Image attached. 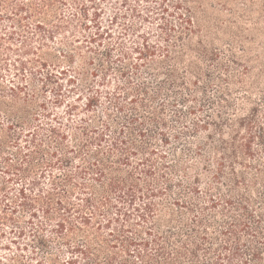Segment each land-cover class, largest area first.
I'll return each mask as SVG.
<instances>
[{"label": "trees", "instance_id": "16d2710c", "mask_svg": "<svg viewBox=\"0 0 264 264\" xmlns=\"http://www.w3.org/2000/svg\"><path fill=\"white\" fill-rule=\"evenodd\" d=\"M209 3L0 0V264H264V17Z\"/></svg>", "mask_w": 264, "mask_h": 264}, {"label": "rangeland", "instance_id": "374dc122", "mask_svg": "<svg viewBox=\"0 0 264 264\" xmlns=\"http://www.w3.org/2000/svg\"><path fill=\"white\" fill-rule=\"evenodd\" d=\"M110 5H111L110 2L105 3V6L108 8V11L111 7ZM263 5H264V0H210V3L208 5V15L215 21V23L217 25H219V26L222 25L223 27H225L226 25H228V23L231 20H236L235 19L236 15L234 14V11H236L237 14H239L240 11H242V9H243L246 11V15H243L241 18H239L238 25L245 28V29H248L245 31L246 34L249 33V35H250L252 33V34L256 35L257 32L259 31V27L263 26L262 22H261V19L264 17ZM231 9H233L234 11L232 12ZM108 17H109L108 14H106L104 19H106ZM5 25L6 26L10 25L9 21L0 20V35L6 33V31H9V29L8 30L2 29V27H4ZM222 47H223V45H222ZM101 49H102V47H101ZM115 54H117V52H115ZM32 56H33L32 54L26 55V57H28V58H30ZM99 56H98V53H96V58ZM6 57L7 56H5V53H4L3 57L1 56V58H6ZM9 57L12 58V56H9ZM0 61L4 62L3 59H1ZM3 64H5V63H3ZM10 68H13V66H11ZM7 69H8V67H7ZM96 69H98L99 74L102 75L100 68L98 66L97 60H96ZM210 69H211L213 75H217V74L219 75L221 73L219 70L215 69L214 67L210 68ZM239 70H241V69H239ZM11 72L6 71L5 73L10 76ZM137 73L140 75V77H142V79L147 78V79H149V81H152L145 69L142 68ZM132 75L135 78L134 81L137 82L136 75L135 74H132ZM112 78H113L112 79L113 84L109 85L108 87L100 86V89L102 91L105 92V91H107V89H114V87H115V84H114L115 81L114 80L115 79L117 80V75L116 76L113 75ZM99 82H100V78H96V86ZM218 88L220 89L219 86H217V87L214 86V88H209L208 94L214 100H216V98L218 96V94H217L218 90H219ZM165 93H167V92H165ZM233 96L235 98H237L238 96L242 98V95H240V93H238V92L234 93ZM159 100L160 101H158V103L159 102L161 103L164 100L168 102L166 115L169 118V122H170L171 127L167 131H168V133L171 134V142L168 145H160L159 144L158 147L161 150L166 151L167 152V160L172 161L173 159L176 158L175 157L176 154L183 152L184 145L187 146L189 143H191L190 146L192 148H195V146L197 144H199L200 142H203V140L206 139V135H205V133H201L198 137H196L191 142H186L185 139L178 140V139L174 138L173 135L176 133V129H175L174 125H180V124L175 122L177 119L176 111H175V107H172L171 104L177 102L178 96L175 94V92H173V93H171V96L162 95V97ZM154 105H157V104L155 103ZM192 105H195V104H192ZM215 110H217V109L212 110L211 108L205 107V109L202 111V114L206 113L207 111H209V113H212V112H215ZM106 112L112 113V116H114V118H116L119 122H122L124 120L123 119L124 114L117 113L115 108L112 106V103H110L109 100H107L106 98L103 97L102 98V104L99 105V107H96V118H101L102 120H106V117L104 114ZM128 114H130V112L125 113V115H128ZM180 127H182V126H180Z\"/></svg>", "mask_w": 264, "mask_h": 264}]
</instances>
